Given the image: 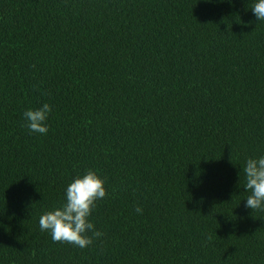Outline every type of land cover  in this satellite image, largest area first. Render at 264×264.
I'll list each match as a JSON object with an SVG mask.
<instances>
[{
    "label": "trees",
    "instance_id": "16d2710c",
    "mask_svg": "<svg viewBox=\"0 0 264 264\" xmlns=\"http://www.w3.org/2000/svg\"><path fill=\"white\" fill-rule=\"evenodd\" d=\"M255 2L0 0V264H264L243 172L264 156ZM88 170L103 235L54 242L39 218Z\"/></svg>",
    "mask_w": 264,
    "mask_h": 264
},
{
    "label": "clouds",
    "instance_id": "9594fccd",
    "mask_svg": "<svg viewBox=\"0 0 264 264\" xmlns=\"http://www.w3.org/2000/svg\"><path fill=\"white\" fill-rule=\"evenodd\" d=\"M258 21H264V0H256L251 8ZM52 108L44 103L38 109L24 112L28 129L33 133L47 134L46 124ZM245 187L250 192L246 198V208L253 211H264V156L248 158L243 168ZM107 196L105 180L95 171L88 170L82 177L77 176L70 182L65 192V202L39 218V228L49 232L51 239L57 243H67L79 248H86L93 243V236L99 238L102 232L96 231L89 217L96 207V201ZM137 213L142 214V208L137 206Z\"/></svg>",
    "mask_w": 264,
    "mask_h": 264
}]
</instances>
